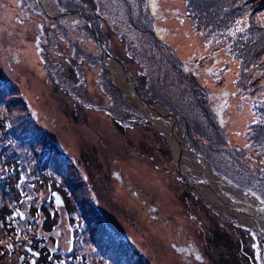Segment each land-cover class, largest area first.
Wrapping results in <instances>:
<instances>
[{
	"label": "rangeland",
	"instance_id": "1",
	"mask_svg": "<svg viewBox=\"0 0 264 264\" xmlns=\"http://www.w3.org/2000/svg\"><path fill=\"white\" fill-rule=\"evenodd\" d=\"M46 1L0 0V88L14 93L0 104L1 262L28 264L26 245L37 264H229L223 242L255 250V223L192 190L104 60L174 115L203 169L264 205V72L254 87L243 69L264 49L247 41L264 32V0H52L91 26L44 11Z\"/></svg>",
	"mask_w": 264,
	"mask_h": 264
},
{
	"label": "water",
	"instance_id": "2",
	"mask_svg": "<svg viewBox=\"0 0 264 264\" xmlns=\"http://www.w3.org/2000/svg\"><path fill=\"white\" fill-rule=\"evenodd\" d=\"M73 13H62V14L67 15V14H73ZM76 14L79 16L80 19L88 21L89 22L88 24L90 26L92 25L91 21L85 19L82 14H80V13H76ZM101 47L103 48V52L105 54H108V51L106 50V48L103 44H101ZM109 56H110V60L111 59L114 60L121 67V69H122L121 73L123 75V78L126 80V82L128 84L126 86V88H121L122 95L124 96V98L133 102L136 106H138V108H139V105L149 106L150 108H155L157 105L155 106L153 104H149V103L145 102L144 99L140 96V94L137 91V88L133 84L131 78L129 77L127 71L125 70V68L123 67L121 62H119L112 55H109ZM106 60H104V62ZM104 66H105V64H104ZM163 116H165L169 120H171L172 128H173V130H175L177 127H176V118L174 117V115L165 111ZM179 143L181 144L180 140H179ZM189 152L194 155L192 157L195 160V162L197 163V168L184 167L183 166V160L181 159L180 156L176 157L174 159V163H175L176 167L178 168L179 172L181 173L182 177L185 179L187 184L192 188V190L197 195H199L201 198H203V200L207 204L214 206V207H218L220 209L228 210L241 223L246 224L247 222H244V219H242V217L239 216L237 214V212L242 213L243 215L247 216L252 221V222H250V220H249V222L255 223V228L257 229V231L262 236H264V208H262V207H264V205H262V203H260L254 196H252V195L249 196V195L245 194L244 192H242L238 188L234 187L232 184H230L226 180L216 176L212 171L209 170L211 175L213 177H216L219 180V183L223 185V187L219 186L221 188L222 192L226 193L229 197H226L225 194H222V193L214 190L213 188H211L212 184H211L209 178L205 177V175L203 173V168H202L203 161H202V159L197 154H195L194 152H192L190 150H189ZM199 166H200V169H199ZM197 173H200L201 177L197 178L196 177ZM200 184H205L204 186L208 190L213 189V192H215V195L212 194L213 192L211 194L206 193L207 192L206 189L205 188L202 189L203 187ZM199 189H202V191H200ZM230 193L232 194V196H234V198L231 197ZM211 196H213V199H211ZM53 197H54V202H55L56 206H62L64 204L62 196L59 193L54 192ZM239 199H242L244 202H246V201L248 202L252 199L254 201V205L256 207H258V210L254 211L252 208L248 207V205L245 203L243 204L244 206H242L241 205L242 202ZM22 217H24V214H22Z\"/></svg>",
	"mask_w": 264,
	"mask_h": 264
},
{
	"label": "trees",
	"instance_id": "3",
	"mask_svg": "<svg viewBox=\"0 0 264 264\" xmlns=\"http://www.w3.org/2000/svg\"><path fill=\"white\" fill-rule=\"evenodd\" d=\"M190 6V5H189ZM242 10V9H241ZM220 12L222 11V10H219ZM263 26H264V23H263ZM260 34H261V32H260ZM251 37V39L250 40H248L247 39V41L248 42H252V43H254L255 42V45H258V46H255V49L257 48V47H259V45H261L262 44V47H264V32L260 35V37L259 38H256V37H254V38H252L253 37V35H250ZM248 38V37H247ZM245 39V36H242L241 38H240V41L242 42L243 40ZM256 40H258V41H256ZM170 57V56H169ZM244 57H246V56H244ZM176 58H177V56H176ZM168 62H172V59H169L168 58ZM195 68H197V65L195 66ZM243 69H244V71H246V73H247V75H246V78H247V80L249 79V80H251V83H252V86H254L255 87V81L253 80V76H255L256 77V75H257V72H261V73H263L264 72V49H263V51L260 53V54H258L257 56H250V57H248V59H247V62H246V64L245 65H243ZM248 80V81H249ZM0 81H2L6 86H8V84L5 82V81H3V80H0ZM238 85H241V82H239L238 83ZM263 86V88H264V82H263V84H262ZM10 87V86H9ZM9 87H6L7 89L6 90H2L3 88H0V104L4 101V97H3V94L5 93V91H7L8 90V92H7V94L8 95H12V94H14V93H12L11 91H10V89H9ZM10 100H11V102H8V104L7 105H12L14 102L13 101H18V100H14V99H11L10 98ZM30 121H32V122H34L33 121V119H30ZM262 125H263V127H264V124L262 123ZM251 126L253 127V128H259V127H257V126H255L253 123H250L249 124V129L251 128ZM41 128V127H40ZM44 131V130H43ZM44 135L45 136H49V135H47L46 134V132L44 133ZM50 137V136H49ZM226 140L227 139H225V140H219V143L221 144V145H225V146H227L228 148H229V146H230V143L228 142V143H226ZM55 140H53V139H50V142L52 143V145L54 146V149H56V147L58 146L56 143L57 142H54ZM263 143V142H262ZM236 146V150H239L240 149V147H239V145H235ZM60 148V147H59ZM239 148V149H238ZM61 149V148H60ZM61 151L63 152V150L61 149ZM61 155H67V154H65V153H61ZM48 170H50V169H48ZM2 185V186H1ZM7 194H9L8 193V191H7V189H6V187H5V185H3L1 182H0V195H5V196H7ZM10 196V195H9ZM10 198L12 199V197L10 196ZM12 201V200H11ZM0 203L1 204H4V205H6L7 206V204H6V200H4L3 198H1L0 199ZM8 207V206H7ZM9 208V207H8ZM15 207L13 206V208H10L12 211H13V209H14ZM15 212H18V210H15ZM17 215H18V217H19V219H21L22 218V215H21V213L19 212V213H17ZM10 221H12L11 219H9V218H5L4 219V221L3 222H5L7 225V228H9L10 229V233H11V235H14L15 234V232H16V230H18V228L15 226V227H11V225H10ZM14 223V222H13ZM244 226H246V225H244ZM16 229V230H15ZM252 230V229H251ZM253 231V230H252ZM101 235H103V236H106L107 237V244H108V246H109V248L110 249H115L114 248V245H113V243H114V240H115V237L114 236H110V237H108L107 235H105V233H103V232H101ZM249 239L250 240H248V241H250V243H252V245H253V247L254 248H256L255 250H252V251H250L249 250V248H247V246L245 247V248H243V246H244V243H247V241H245L244 239H243V241H238V240H235L233 243H228L227 241L226 242H223L222 243V246H228L229 248L227 249L228 250V252L230 253V254H228V253H226L225 255H224V258L226 259V255H228V256H230L233 260H228V262H230L229 264H264V236H262V235H257L254 231H253V233L252 232H250V235H249ZM111 240V241H110ZM27 241V240H26ZM240 245V246H239ZM24 250H25V252H24V254L25 255H27L30 259L28 260L29 261V263L28 264H37V262H36V259H37V257H38V254H39V251H36V249L34 250V248H33V246H30V245H26V246H24V247H22ZM95 248L102 254V259L104 260L103 262L104 263H106L105 262V260H107L106 258H105V253H104V250L103 249H101L100 248V246H95ZM243 248V249H242ZM218 263H220V264H227V262H226V260H222L221 262L220 261H218ZM0 264H3V262H1V260H0Z\"/></svg>",
	"mask_w": 264,
	"mask_h": 264
},
{
	"label": "bare ground",
	"instance_id": "4",
	"mask_svg": "<svg viewBox=\"0 0 264 264\" xmlns=\"http://www.w3.org/2000/svg\"><path fill=\"white\" fill-rule=\"evenodd\" d=\"M46 3L47 4H45V6L47 7V9L48 8L49 9L44 10V11L50 12V14H54L56 17L64 15V14L60 13L59 10L56 11V7H55L52 0H48V1H46ZM55 12H56V14H55ZM64 16L67 17L69 20L70 19H76V17H79L78 15L76 16V14H74V13L73 14H67ZM104 64L108 68V70L113 72V75L114 74L116 75L115 79L117 81H119L118 84L123 86V88H125V86H127L128 84H127L126 80L123 78V75L121 73L122 69L117 64V62H115L112 59L111 60L107 59L104 62ZM139 109L143 113V115L152 122V124L154 125L156 130L166 138V140L169 143L170 150L173 154V157L176 158V157L180 156L181 159L183 160V166L184 167L196 168L197 163L195 162V160L192 157L194 155L191 154L189 152V150L186 148V146L182 143V141L180 139V134L177 131V128L175 130H173L171 120H169L167 117L163 116L165 113L163 108L159 107V106H156L155 108H150L149 106L139 105ZM179 140L181 141V144L179 143ZM199 169H200V166H199ZM203 173H204L205 177L209 178V180L213 186L223 187V185L219 183V180L216 177H213L211 175L208 168H204ZM202 189H204V188H202ZM202 189H199V190L202 191ZM206 191H207L206 193L211 194L213 192V189L212 190L206 189ZM244 203L247 204L248 207L252 208L254 211L258 210V207H256L254 205V201L252 199L250 201H248V202L246 201Z\"/></svg>",
	"mask_w": 264,
	"mask_h": 264
},
{
	"label": "snow or ice",
	"instance_id": "5",
	"mask_svg": "<svg viewBox=\"0 0 264 264\" xmlns=\"http://www.w3.org/2000/svg\"><path fill=\"white\" fill-rule=\"evenodd\" d=\"M9 247H11V245H9Z\"/></svg>",
	"mask_w": 264,
	"mask_h": 264
}]
</instances>
